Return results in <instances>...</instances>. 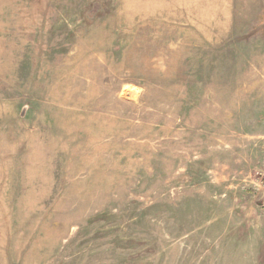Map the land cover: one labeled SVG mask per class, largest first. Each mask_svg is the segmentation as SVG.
<instances>
[{"label":"rangeland","instance_id":"374dc122","mask_svg":"<svg viewBox=\"0 0 264 264\" xmlns=\"http://www.w3.org/2000/svg\"><path fill=\"white\" fill-rule=\"evenodd\" d=\"M0 264H264V0H0Z\"/></svg>","mask_w":264,"mask_h":264}]
</instances>
